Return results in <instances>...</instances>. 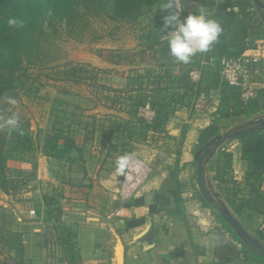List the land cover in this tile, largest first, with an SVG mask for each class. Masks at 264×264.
I'll use <instances>...</instances> for the list:
<instances>
[{
    "label": "crops",
    "instance_id": "crops-1",
    "mask_svg": "<svg viewBox=\"0 0 264 264\" xmlns=\"http://www.w3.org/2000/svg\"><path fill=\"white\" fill-rule=\"evenodd\" d=\"M165 3L161 0L152 9L162 21L168 14ZM182 4L180 17L202 9L223 29L211 51L198 53L189 62L200 75L196 101L172 114L166 134L149 133L148 140L140 142L134 151L140 169L128 187L126 172L85 169L76 150L65 152L62 159L45 156L44 143L33 151L36 135L31 130L32 159L26 161L33 174L30 181L37 185L21 195L0 191V232L10 233L0 237V264H257L251 257L259 255L246 240L264 252V1L243 0L244 7H238V0H182ZM248 22L249 40L252 33L263 38L244 54L261 55L263 69L254 78L252 99L227 102L221 91L220 61L235 24L245 31ZM103 78L106 75H99L101 84ZM250 122L254 125L244 130L246 137L225 139ZM210 127L216 134L208 142L214 144L204 165L207 206L197 188L196 156L200 133ZM68 138L77 149L84 145L83 138ZM223 152L230 156L228 167ZM76 166H82V178L91 183L78 191L68 186V195L78 197L62 202L60 213L71 206L73 217L57 221L51 213L55 207L44 197L57 196L61 182L71 178ZM25 167L13 175L23 178ZM119 209L121 216L115 217ZM130 219L144 223L128 229ZM46 228L56 231L60 243L71 233L74 253L60 244L54 253L58 260L50 259L44 249Z\"/></svg>",
    "mask_w": 264,
    "mask_h": 264
},
{
    "label": "rangeland",
    "instance_id": "rangeland-1",
    "mask_svg": "<svg viewBox=\"0 0 264 264\" xmlns=\"http://www.w3.org/2000/svg\"><path fill=\"white\" fill-rule=\"evenodd\" d=\"M158 14L151 11L134 25L115 23L104 17L91 19L87 26L78 28H72L66 21H61L50 14L44 25L48 46V53L45 55L49 58L48 60L55 59V62L43 64L41 67H28V77L24 79V86L19 84L15 90L0 100V121L15 114L19 119L22 135L28 140L25 144L19 145L20 151L31 147L33 142L36 147L33 151L38 150L41 143L45 146L47 139L54 135L74 137V139L80 137L79 139L83 138L84 145L79 148V152L74 151V154L81 156L86 162L85 164L83 162V168L88 167L92 172L96 169L109 172L115 169V160L118 156L125 154L129 148H133L136 152L140 142L148 140L143 127L136 119L127 115L130 111L129 107L125 111H119L120 106H114L117 107L116 110L107 108L112 105L114 98H118L117 101L123 103L125 99L122 97L123 93H109L99 87L106 86L124 92L128 84L136 89L142 83L145 89L147 80L137 81L136 79L139 76H153L157 71L158 67L152 61L151 53L159 49V46L155 45L156 41L165 38L164 24ZM152 45L156 47L150 50ZM144 51L146 54L141 55ZM111 52H118L119 55L125 52L133 53L137 56L134 58L137 64L135 66L114 65ZM155 55L158 61L163 57L161 54ZM145 58V63H139ZM101 63L104 64L103 68H100ZM68 64L83 65L89 73L82 74L76 81H67L63 72L68 70L65 66ZM99 75L103 77L106 75L102 84ZM150 94L156 96L153 92ZM128 95L138 99L142 93L137 91L130 92ZM165 95L174 99L172 103L166 105L167 111L174 113L183 107L174 98L175 92H163L162 96ZM9 97L16 100L15 105L7 103ZM178 101L180 103L182 99ZM183 102L188 105L191 98H186ZM129 103L132 101L130 100ZM152 103H154L153 99L147 102L146 107L154 112L156 107L154 108ZM143 109L138 111L141 117L146 116ZM154 118L155 116L147 121H152ZM120 119H123V122ZM2 129L0 128V132ZM31 130L32 134L36 135L33 142ZM42 131L47 134L45 135ZM13 133L9 132L10 138ZM72 140L73 138L70 141ZM59 143L61 146L63 141L60 140ZM14 146L18 145L15 143ZM33 151L31 149L17 153H20L18 155L21 158L30 161ZM137 158L135 153L131 155V160L135 161ZM30 169L29 165L25 167L24 170L29 173L27 172L23 178H12L13 185L16 187L13 191L19 195L30 187L36 188V182L30 181L33 175ZM128 170L127 167L124 173ZM70 176L71 178L66 181L69 184L62 181L57 196L46 194L47 199H54L59 204L75 201L74 197L78 196L68 195V186L78 191L77 189L88 187L91 183L88 179L82 178V166H76L74 174L71 172ZM46 183L52 185L53 181L46 180ZM61 186L64 187L61 188ZM79 193H82V190Z\"/></svg>",
    "mask_w": 264,
    "mask_h": 264
},
{
    "label": "trees",
    "instance_id": "trees-1",
    "mask_svg": "<svg viewBox=\"0 0 264 264\" xmlns=\"http://www.w3.org/2000/svg\"><path fill=\"white\" fill-rule=\"evenodd\" d=\"M160 1L161 0H0V100L15 90L19 84L24 86V79L28 77V67H41L43 64L55 62V59L48 60L49 58L45 55L48 53V46L46 45L47 34L44 25L50 14L56 16L61 21H66L68 26L72 28L85 27L91 19L104 17L115 23L134 25L145 17V15H148ZM240 6L244 7L243 0H238V7ZM9 18H16L23 21V26L9 27L7 24ZM245 24L247 27L245 31L241 28L240 23L235 24L223 58H237L247 50L255 49L257 47L256 41L263 38L258 33H252V39L250 41V36L248 35V26L250 23L248 22ZM169 29L170 28H165V35ZM73 32L74 30L72 34ZM155 45L159 46V49L155 52L151 51L153 52L151 54L152 61L157 64V71L153 76H139L136 79L137 81L143 79L147 80L145 89H143L142 83L140 87L136 89L130 87L128 84L124 92L106 86L99 87L109 93H123L122 97H125L123 103H119V101H117L118 98H114L112 100V105L107 108L116 110L117 107L114 106H120L119 111H125V109L129 107L130 111H128L127 115L136 119L143 127L142 129L145 137L149 133L166 134L165 126L173 114L172 111H167L166 105L172 103L174 99L168 98L167 95L163 97V92H175L176 97L174 98L177 103L183 107H189L196 101L200 90V85L191 80V73L193 71H198V67H195L191 63L184 64L177 62L171 57L169 55L166 39H158ZM155 45H152L150 50L154 49L156 47ZM111 54L115 62V64L113 63L114 65L122 64L126 66H135L137 64L134 59L137 56L133 53L125 52L119 55L118 52H111ZM145 54L146 51L141 53V55ZM155 54H161L163 56L159 60L160 62L156 60ZM145 62L146 58L143 60L141 59L139 63ZM65 66L68 70L64 71L63 75L65 79L70 82L76 81L82 74L89 73L83 65L68 64ZM131 72H133V70ZM137 91L142 93L141 96H138V99L137 97L133 99L128 95L130 92ZM221 91L227 102L240 101V95L237 91L224 85H221ZM152 92L156 94L155 97L150 94ZM186 98H191V104L185 105L183 101ZM151 99L154 100L152 106L154 108L156 107L154 111L155 118L152 121H147L144 117L139 116L138 111L145 108L147 102ZM178 99H182V102L179 103ZM130 100L132 103H129ZM120 120L123 122V119ZM215 134L216 132L213 127L200 133V147L198 148L197 159L199 154L209 156L210 150L206 149L203 151L202 148L208 144L209 140L213 138ZM60 140L63 141L61 146L59 145ZM27 141L24 135H20L16 132H14L10 138L7 129H2L0 132V191L5 194L10 193V191L16 188L13 185L14 182L12 178L21 177L20 175L15 176L13 173L20 172L26 165H29L25 159L18 155L20 153H17L18 151L22 153L31 150L30 146L23 148L24 150L21 151L19 149V145L21 146V144H25ZM15 143L18 146H14ZM73 150L79 152V149H77L67 137H59L56 135L49 137L46 145L43 147L45 156L56 159H62L65 152ZM126 153L134 155V149L129 148ZM222 155L227 159L225 165L228 167L230 156L225 152H223ZM207 159L208 157L206 160ZM202 201L208 206L206 200L202 199ZM45 202L50 207H55L53 211L51 210V213H54V219L59 221L61 204L56 203L54 199H47V197H45ZM143 223V219H130L126 221V227L131 229ZM9 234V232H0V237H8ZM11 235V237L15 236V234L12 233ZM68 236V240L65 243L63 241V243H60L61 241L58 239L59 246L63 244V246H66V250L73 254L74 246L69 243L71 240V233H68ZM251 258L257 264H264V259L254 253Z\"/></svg>",
    "mask_w": 264,
    "mask_h": 264
},
{
    "label": "clouds",
    "instance_id": "clouds-1",
    "mask_svg": "<svg viewBox=\"0 0 264 264\" xmlns=\"http://www.w3.org/2000/svg\"><path fill=\"white\" fill-rule=\"evenodd\" d=\"M163 8L168 13L163 20L164 28L172 29L171 33L165 36L169 55L177 62L187 64L198 53L211 51L212 46L218 42L223 29L219 22L206 15L202 9L198 14H189L181 21L182 0H167ZM7 24L9 27H22L23 21L9 18ZM7 103L15 105L16 100L9 97ZM0 128L23 134L19 119L15 114L0 121ZM130 160L131 154L129 153L118 156L115 160L116 172L122 173Z\"/></svg>",
    "mask_w": 264,
    "mask_h": 264
},
{
    "label": "built area",
    "instance_id": "built-area-1",
    "mask_svg": "<svg viewBox=\"0 0 264 264\" xmlns=\"http://www.w3.org/2000/svg\"><path fill=\"white\" fill-rule=\"evenodd\" d=\"M184 18L185 17L183 16L180 17L181 21H183ZM171 31L172 29L170 28L167 31L166 35H169ZM164 39L167 40V37H165ZM262 69L263 68L261 55L248 56L242 54L237 58H222L219 67L221 85L227 86L228 88L237 91L242 100L248 101L252 99L255 95V92L253 90L254 78L259 75L260 72H262ZM199 77L200 75L197 71H193L191 73L192 82L197 83L199 81ZM143 111L146 112V116H144L146 120L151 119L155 116V113L153 111H150L148 107H145ZM130 161L131 166L129 167V171H127L126 173L127 182L124 184V186L126 187H128V181L130 177H132V174H134V171L140 169V163L137 161V159L135 161ZM124 190L125 188L123 187V193ZM121 211V209L115 211L114 216L120 217ZM30 216L32 219H36L35 212H32ZM71 217H73L72 207L65 206V210L60 213V220L64 222L67 221V219H70ZM43 236L44 249L50 253V259L58 260V256H54V253L56 254V247H58L59 245L56 231L52 228H46V231L44 232Z\"/></svg>",
    "mask_w": 264,
    "mask_h": 264
},
{
    "label": "water",
    "instance_id": "water-1",
    "mask_svg": "<svg viewBox=\"0 0 264 264\" xmlns=\"http://www.w3.org/2000/svg\"><path fill=\"white\" fill-rule=\"evenodd\" d=\"M254 123H247L245 125H242L240 127H238L236 129V133H234L233 135H230L228 137H226L225 139H229V140H234V139H241L244 138L248 135V133H245L244 130L247 129L249 126H253ZM214 143L210 142L207 145H205L202 150H206L209 149L211 150V147ZM210 153V151H209ZM208 156L207 155H200L196 161V175H197V188L198 191L201 195V197L206 200L207 202H210V198H209V194H208V190L206 187V183H205V177H204V165H205V160ZM246 243L248 244V246L250 248H252L255 253H257L261 258L264 259V252L257 247L256 245H254L252 242H250L249 240H246Z\"/></svg>",
    "mask_w": 264,
    "mask_h": 264
}]
</instances>
